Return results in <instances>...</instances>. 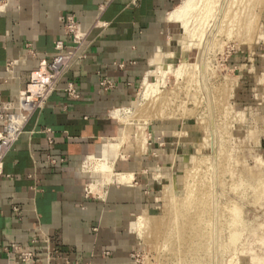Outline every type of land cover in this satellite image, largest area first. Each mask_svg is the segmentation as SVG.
Wrapping results in <instances>:
<instances>
[{"label":"crops","instance_id":"1","mask_svg":"<svg viewBox=\"0 0 264 264\" xmlns=\"http://www.w3.org/2000/svg\"><path fill=\"white\" fill-rule=\"evenodd\" d=\"M181 1L6 0L2 5L0 104L16 107L30 73L60 52L57 41L76 60L4 157L0 264H24L13 251H4L11 244L33 252L29 264H133L139 238L133 223L154 207L156 189L164 186L160 180L169 181L165 173L172 159L162 148L138 150L132 136L120 156L108 158L113 165L104 173L98 151L106 157L109 150L116 153L109 146L123 128L121 117L137 101L156 51L163 52L172 39L175 22L168 14ZM68 14L86 34L80 46L65 33L61 18ZM69 84L76 97L65 91ZM161 133H154L157 139Z\"/></svg>","mask_w":264,"mask_h":264},{"label":"rangeland","instance_id":"2","mask_svg":"<svg viewBox=\"0 0 264 264\" xmlns=\"http://www.w3.org/2000/svg\"><path fill=\"white\" fill-rule=\"evenodd\" d=\"M200 1L194 12L201 11ZM251 1L238 0L236 6L244 7L247 18L257 16L249 27L253 35L249 38L247 33L249 40L240 38L244 30L240 17L230 27L223 23L213 39L214 17L205 22V28L213 26L208 30L212 44L205 52L207 69L202 78L195 67L180 76L164 71L156 94L167 106L164 117L151 116L149 108L157 101L154 94L143 97V82L134 106L121 117L127 140L120 149L128 147L131 137L142 130L145 148H162L171 156L168 160L172 159L165 173L169 175L162 173L169 181L160 180L164 186L156 189L154 207L135 221L139 238L132 252L133 264H181V259L183 264H264V0ZM193 15L190 24L196 23ZM171 29L172 39L163 52L175 53L174 67L182 58L196 63L201 46L183 51L178 43L182 25L175 22ZM156 77L148 80L155 82ZM205 124L212 131L211 138ZM157 132H162V138L157 139ZM107 153V160L116 154L112 150ZM188 153L193 159L190 165L184 161ZM188 217L195 218L191 231L199 233L191 234L192 240L183 234Z\"/></svg>","mask_w":264,"mask_h":264},{"label":"bare ground","instance_id":"3","mask_svg":"<svg viewBox=\"0 0 264 264\" xmlns=\"http://www.w3.org/2000/svg\"><path fill=\"white\" fill-rule=\"evenodd\" d=\"M198 1L200 0H182L181 4H179L178 6H176L172 11H170V13L168 14V19L169 21H173V22H177V23H180L182 25V28H183V33H182V36L181 38L178 40V43L179 45L181 46V48L183 49V51L187 52L189 49L193 48L195 45H199L201 46L200 47V51H199V55H198V61L196 63H187V59L186 58H182V61H180V63L178 64L177 67H174V64L173 62L176 60L175 59V53L172 51V52H158L156 51L155 55L153 56L152 60H151V69L148 70L147 72V75L146 77L144 78L143 80V97H148L149 94H154L155 97H154V100L156 99L157 102H155L156 104H153L154 106H152V108H149V112L152 113V117L153 118H162L165 116V110L167 109L165 106V104H163V98L162 97H159L157 94L158 92V85L162 83L163 79H164V71L165 72H168V71H171L174 75L176 76H180L182 73L186 74L187 71L189 69H192V67H195L200 75H201V78H202V75H203V72H205V70L207 69L203 63V60L206 59L205 58V52L206 51H209V46H211L212 42H211V39H213L212 37H215V35L217 33H220L221 31V28L223 25V23H225V26H232L234 20L236 21L237 17H240V21L244 22L242 25L244 26V30H243V33L241 34V37L240 38H243L244 40H249L247 39V33L250 31L249 30V27L251 25H253L257 19V16H254L253 15V18H247V16H245L247 13L243 12L244 11V7L242 8H239V7H236L238 6V0H201V8L199 11L200 14L198 13V11L194 12V10H197L198 6L197 4L199 3ZM244 0H242L243 2ZM248 1V0H247ZM251 1V0H250ZM241 2V1H240ZM252 2V1H251ZM200 4V3H199ZM198 4V5H199ZM242 4V3H241ZM248 4V3H247ZM243 6V4H242ZM197 8V9H196ZM248 9V8H247ZM260 9V8H259ZM239 12H238V11ZM194 12V13H193ZM252 12V11H251ZM236 13V14H235ZM241 13L243 16H241ZM195 16H194V15ZM192 15L196 18V19H193V22L194 20H196V23L198 22V26H193L194 24H190L192 23L191 22V17ZM245 16V18H244ZM211 17L214 19H212L213 21V24L215 25L214 26V31L211 32V39L209 38L208 39V30L210 29L211 30V26H213V24L211 23L209 25V28H205L206 26L205 25V22H207V19ZM241 18L243 20H241ZM239 20V18H238ZM239 23V22H238ZM197 25V24H196ZM192 26V27H190ZM240 27V26H239ZM223 29V28H222ZM229 29V28H228ZM240 29V28H239ZM209 30V31H210ZM226 31V30H225ZM231 31V30H230ZM215 32V34H214ZM241 32V31H240ZM226 34V33H225ZM228 34V33H227ZM226 34V35H227ZM233 34V33H232ZM250 34V35H249ZM249 38H251L253 35L251 32H249ZM229 35V34H228ZM252 35V36H251ZM255 37V36H254ZM215 39V38H214ZM209 41V42H207ZM254 41V40H253ZM181 54H180V58H181ZM179 59V58H178ZM197 59V58H196ZM208 59V58H207ZM160 73V74H158ZM189 74V73H188ZM199 75V74H198ZM148 76H157L156 78V81L155 82H150L148 80ZM198 77V76H197ZM200 77V76H199ZM189 78V77H188ZM203 80V79H202ZM200 81V82H199ZM165 83V82H163ZM198 84L199 86H203V82H201V80L199 79L198 80ZM201 88V87H200ZM142 89V88H141ZM192 89V88H191ZM201 90V89H200ZM160 91V90H159ZM141 93V92H140ZM141 95V94H140ZM158 96V97H157ZM153 99V98H152ZM207 99H209L211 101V97L207 94ZM170 107V106H169ZM170 111V110H169ZM119 112V111H118ZM120 113V112H119ZM119 115V114H117ZM174 115V114H173ZM151 116H148L151 118ZM122 121H124L123 119L124 118H121ZM211 124V123H209ZM211 127V126H209ZM205 128L208 130V137H212V134H211V130L208 128L207 124H205ZM139 133V131H138ZM176 134V133H175ZM144 135V136H143ZM210 135V136H209ZM125 129L122 128L121 131H120V134L118 136V138L115 139V143H110V146L112 149L116 150V155L115 157L117 156H120V153H119V150H120V147L124 144V141H126L127 139L125 138ZM178 136V135H177ZM127 137V136H126ZM145 137V138H143ZM135 138V142L137 143V148L138 150L141 151V149H146L145 148V142H147L146 140V136H145V132H143L142 130L140 131V134L137 136L134 137ZM205 141H207V139L204 140V143ZM210 144V143H209ZM207 145V143H206ZM198 150V149H197ZM98 152H100V157H102V160L100 162V164H98L99 166V169L101 170V172H110L111 171V166L113 165H109L107 163V157L105 155V152L103 150H99ZM145 152V151H144ZM97 154V152H96ZM94 156V155H93ZM96 156V155H95ZM194 157V156H193ZM89 158V157H88ZM97 158V156H96ZM184 161H185V164H189V162H191V158H192V155H190L189 153L188 154H185L184 155ZM94 159V158H93ZM91 159V160H93ZM90 160V161H91ZM191 160V161H190ZM96 161V160H95ZM98 161V160H97ZM99 163V161H98ZM184 163V162H183ZM88 164V163H87ZM96 164V163H95ZM85 166V165H84ZM97 166V167H98ZM85 169V168H84ZM99 169L97 171H99ZM115 173V172H113ZM126 173V172H125ZM100 175V174H99ZM111 175V174H109ZM124 175V174H123ZM106 177V176H105ZM133 177V176H132ZM103 178H101L102 180ZM106 179V178H105ZM105 181V180H104ZM109 181V178L108 180H106V182ZM125 181V180H124ZM102 182V181H101ZM111 182V181H110ZM170 187H173L172 185H170ZM166 189V187H165ZM169 189V186L167 188V190ZM95 190V189H94ZM172 190V188H171ZM96 191V190H95ZM169 192V196L171 195V191H167ZM186 193V192H185ZM199 197V196H198ZM190 199V198H189ZM203 203V202H202ZM203 205V204H202ZM186 206V205H185ZM204 207V206H203ZM178 210V209H177ZM176 210V211H177ZM182 210V209H181ZM199 211V209H196ZM203 211V210H202ZM201 211V213H202ZM205 211V210H204ZM176 213V212H175ZM179 214V213H178ZM200 214V213H199ZM205 214V213H204ZM190 215V214H189ZM195 217V216H194ZM186 219V217H185ZM198 220V219H197ZM182 221V220H181ZM185 223V227L183 228L184 230V233L186 237H192L191 234L197 236L199 233L196 232L195 230L194 231H191V227L195 224V218H191V217H188V221L187 222H183ZM180 224V223H178ZM133 228L137 229L138 228V224H136V222L133 223ZM197 226V225H196ZM202 228V227H201ZM182 230V229H181ZM199 230V229H198ZM220 230V229H219ZM138 231V230H137ZM166 231V230H165ZM188 231H191V232H188ZM201 235H202V231H201ZM183 235H181L182 237ZM205 236V234H204ZM219 237V236H218ZM217 237V238H218ZM210 238V237H209ZM215 238V237H213ZM212 238V239H213ZM216 238V239H217ZM167 239V237H166ZM182 239V238H181ZM185 240V238H184ZM188 240V239H187ZM192 240V238H191ZM202 240V239H201ZM211 240V239H209ZM178 242V241H177ZM180 242V241H179ZM188 242V241H187ZM212 242V241H211ZM215 242V241H214ZM212 242V243H214ZM217 242V241H216ZM181 243V242H180ZM183 243V242H182ZM186 243V242H184ZM179 244V243H178ZM197 244V243H196ZM200 244V243H198ZM204 244V243H203ZM220 244V242H219ZM218 244V245H219ZM175 245V244H174ZM181 245V244H180ZM221 245V244H220ZM191 246V245H190ZM208 246V245H207ZM217 246V245H216ZM183 247V246H182ZM194 247V246H192ZM209 247V246H208ZM180 248V247H178ZM189 248V246H188ZM212 248V247H211ZM182 249V248H181ZM185 250V249H184ZM189 250V249H188ZM181 251V250H180ZM191 251V249H190ZM215 251V250H214ZM184 253V252H183ZM186 253V252H185ZM193 253H196V252H193ZM187 254V253H186ZM189 254V253H188ZM197 254V253H196ZM184 255V254H183ZM189 256V255H188ZM187 256V257H188ZM194 256V255H193ZM197 256V255H196ZM212 256V255H211ZM183 258V257H182ZM186 258V257H185ZM211 258V257H210ZM215 258V257H214ZM193 259H195V256L193 257ZM190 261L192 259H189ZM182 259H181V264L182 263ZM186 261V260H185ZM184 261V262H185ZM213 261V259H212ZM214 262V261H213ZM211 262V263H213ZM216 262V261H215ZM187 264V262H185ZM192 263V262H191ZM195 263V262H194Z\"/></svg>","mask_w":264,"mask_h":264},{"label":"built area","instance_id":"4","mask_svg":"<svg viewBox=\"0 0 264 264\" xmlns=\"http://www.w3.org/2000/svg\"><path fill=\"white\" fill-rule=\"evenodd\" d=\"M5 1L0 0V9L2 5H6ZM61 21L67 36L76 45H82L86 34L81 30L74 15H64ZM55 47L60 52L54 55L50 61H40L37 69L30 73L28 83L17 97L16 107L10 103L0 104V175L3 174L4 157L19 138L24 122L36 109L43 107L47 98L54 92L62 77L76 60L73 53L61 51L64 49L62 41H57ZM13 64L14 62H10L9 66L11 67ZM101 85L109 86L110 83L103 81ZM65 91L68 95L76 97L71 84ZM10 250L16 253L24 264H29L33 258V252L20 245L11 244L4 248L5 252Z\"/></svg>","mask_w":264,"mask_h":264}]
</instances>
